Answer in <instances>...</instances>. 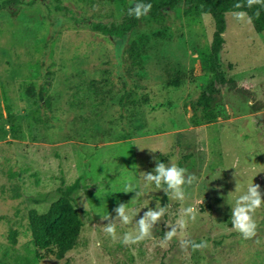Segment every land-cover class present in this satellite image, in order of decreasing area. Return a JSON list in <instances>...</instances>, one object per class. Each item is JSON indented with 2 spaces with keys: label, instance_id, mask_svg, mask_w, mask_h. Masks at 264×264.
Instances as JSON below:
<instances>
[{
  "label": "rangeland",
  "instance_id": "rangeland-1",
  "mask_svg": "<svg viewBox=\"0 0 264 264\" xmlns=\"http://www.w3.org/2000/svg\"><path fill=\"white\" fill-rule=\"evenodd\" d=\"M136 2L19 0L0 9V264H264V206L257 235L245 240L227 203L236 172L233 203L249 183L264 194V31L248 15L226 14L222 83L211 65L215 21L190 3L147 14L123 38L92 28L119 24ZM212 83L207 109L199 101ZM153 155L198 179L151 238L125 246L101 230V215L114 218L117 204L129 203L131 222L117 223L122 237L156 201L170 203L144 187L140 173L155 167ZM77 181L69 195L80 244L56 259L36 246L29 213H46ZM129 184L144 195L133 200ZM187 206L197 220L161 247L166 223ZM180 239L209 247L182 252Z\"/></svg>",
  "mask_w": 264,
  "mask_h": 264
},
{
  "label": "clouds",
  "instance_id": "clouds-1",
  "mask_svg": "<svg viewBox=\"0 0 264 264\" xmlns=\"http://www.w3.org/2000/svg\"><path fill=\"white\" fill-rule=\"evenodd\" d=\"M261 4L264 6V0H246L247 7L251 8L253 5ZM244 7L243 4L237 3L234 8L240 9ZM152 9L151 3H144L142 0H137L134 6L129 7L128 15L140 19L146 16ZM259 12H257V16ZM233 16L238 21H244L247 14L243 11L234 12ZM251 104V101H249ZM154 154L157 151L164 154L163 149L148 148ZM143 151L144 148L140 147ZM153 162L155 167L151 171H145L140 173L144 183V187L154 185L155 188L163 190L167 195L170 203L161 206L159 201H156L155 208H148L144 215L136 220V227L134 231H128L123 234L122 237H118L117 223L121 225H127L131 222L130 209L126 203H118L114 208L115 217L112 215H101L102 220L108 221L107 224L101 227V230L112 240L119 239L125 246L139 244L146 239L152 237L153 228L161 221L165 216L168 209L171 207V202H183L185 200V186H191L197 181L195 174L187 172L186 168L180 167L174 160L170 159L169 163H164L153 155ZM236 187L235 191L229 192L227 196V203L231 206V225L232 230L238 232L245 240L252 239L257 235V222L255 219V213L258 209L264 206V194L261 192V186L256 183H249L246 191L238 195L233 203V193H239L241 191L240 180L238 179V173L236 172ZM135 192L133 198L136 199L144 195L142 189L137 190L133 188L131 184L127 185L124 189V193ZM86 207V206H85ZM198 212L193 206L183 207L179 218L174 223H166V228L163 240L161 241V247H164L168 242L174 238H178L188 227L189 221L195 222L197 220ZM179 247L182 252H187L189 248L193 252L203 250L209 247V244L205 240L196 242L191 239H180Z\"/></svg>",
  "mask_w": 264,
  "mask_h": 264
},
{
  "label": "trees",
  "instance_id": "trees-1",
  "mask_svg": "<svg viewBox=\"0 0 264 264\" xmlns=\"http://www.w3.org/2000/svg\"><path fill=\"white\" fill-rule=\"evenodd\" d=\"M14 1L18 2L19 0H4L0 2V9ZM183 1L194 5L202 13L210 14L213 17L217 30L214 33L212 42L211 65L219 74L222 83H225L226 80L224 78V71L221 67L220 54L223 44L225 43L223 34L227 28L226 14L232 11L246 12L255 30L257 32H263L264 6L256 4L249 8L246 5V0H142L144 3L152 4V9L148 13L152 16L161 15L164 9H173ZM237 3L243 4L244 7L240 9L234 8V5ZM132 6L134 5L130 7ZM128 9L124 15V19L119 24L98 21L92 23V28L105 35L118 38L125 37L138 26L141 20V18L136 19L135 17H130L128 15ZM257 12H259L258 16ZM229 82L231 89L237 88L236 82L233 79ZM215 91L216 86L212 83L209 88L210 94H204L199 103L209 109ZM78 185L79 181L70 186L63 196L50 206L46 213H38L34 210L29 213V226L36 246L48 251L50 255L54 256L56 259H62L69 251L75 249L80 244L82 220L69 195L72 190L78 188Z\"/></svg>",
  "mask_w": 264,
  "mask_h": 264
}]
</instances>
